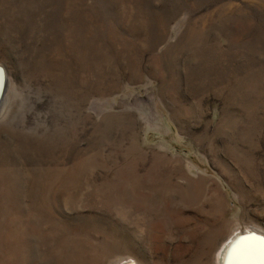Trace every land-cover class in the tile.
<instances>
[{
  "label": "rangeland",
  "instance_id": "1",
  "mask_svg": "<svg viewBox=\"0 0 264 264\" xmlns=\"http://www.w3.org/2000/svg\"><path fill=\"white\" fill-rule=\"evenodd\" d=\"M0 70V264L264 240V0H0Z\"/></svg>",
  "mask_w": 264,
  "mask_h": 264
},
{
  "label": "bare ground",
  "instance_id": "2",
  "mask_svg": "<svg viewBox=\"0 0 264 264\" xmlns=\"http://www.w3.org/2000/svg\"><path fill=\"white\" fill-rule=\"evenodd\" d=\"M0 70V85H1ZM220 264H264V240L257 235L229 238L218 253Z\"/></svg>",
  "mask_w": 264,
  "mask_h": 264
},
{
  "label": "water",
  "instance_id": "3",
  "mask_svg": "<svg viewBox=\"0 0 264 264\" xmlns=\"http://www.w3.org/2000/svg\"><path fill=\"white\" fill-rule=\"evenodd\" d=\"M1 72H2V75H1V85H0V97H1V94H2V92H3V82H4V80H5V77H4V74H3V71L1 70Z\"/></svg>",
  "mask_w": 264,
  "mask_h": 264
}]
</instances>
